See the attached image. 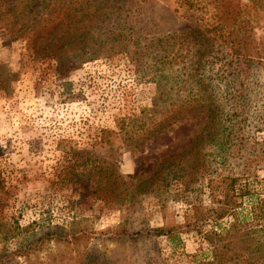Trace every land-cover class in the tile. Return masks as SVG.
Listing matches in <instances>:
<instances>
[{
  "label": "rangeland",
  "instance_id": "374dc122",
  "mask_svg": "<svg viewBox=\"0 0 264 264\" xmlns=\"http://www.w3.org/2000/svg\"><path fill=\"white\" fill-rule=\"evenodd\" d=\"M151 1L155 5L130 0L99 8L88 29L74 31L91 41L56 61L35 57L26 40L5 31L9 25L20 29L29 17L22 0H0V7L19 6L17 14L0 8V264L207 261L194 256L207 246L191 234L172 244L164 237L138 243L108 237L126 219L136 225L141 218L150 228L180 224L195 198L209 206L215 194L209 182L241 175L264 143V62L233 57L217 38H210L209 46L192 39L190 31L214 22L212 7L200 11L181 0ZM109 35L127 40L101 46ZM172 35L178 58L161 75L150 40ZM253 37L264 58V23L254 28ZM129 38L134 48L126 46ZM181 43L187 49L177 53ZM137 45L141 51L134 55ZM90 168L99 175L78 176ZM157 170L159 176L149 182ZM244 173L240 183L248 182L253 202L264 206V161ZM162 177L169 184L165 189ZM139 179L144 184L136 190ZM125 184L136 190L129 200ZM152 186L159 188L151 191ZM73 220L88 230L87 244L51 242L29 250V236L38 229H27L29 224L68 228Z\"/></svg>",
  "mask_w": 264,
  "mask_h": 264
},
{
  "label": "trees",
  "instance_id": "16d2710c",
  "mask_svg": "<svg viewBox=\"0 0 264 264\" xmlns=\"http://www.w3.org/2000/svg\"><path fill=\"white\" fill-rule=\"evenodd\" d=\"M127 1L130 0H66L64 2L22 0L24 8L22 12L29 17V20L26 19L19 23L20 29L18 30H14V27H10V25L5 26V31L10 33L13 30L16 33L11 36L14 40H26L35 57H53L58 61L62 60V57L72 56L76 49L81 50L86 43L91 41L87 36H78L74 31L80 32V29H88L89 24L98 14L99 8H108L110 3L115 2L125 4ZM181 1L188 5V9L195 7L201 11L207 7L213 8L211 18L214 22L203 31H190L189 35H192V39L198 41V44L209 46L213 44V39L217 38L223 42L233 57L236 56L238 59L255 57L259 60L257 61L259 64L264 62L261 48L258 47L256 39L253 37L254 28L260 22L264 23V0H249L247 4H241L235 0H203L204 4L200 2L202 3V5L199 4L200 6H194L193 0ZM137 3H139L138 6H145L146 3L155 5V2L151 0H138ZM33 4H35L34 7H32ZM0 8H5V12L8 14H17L19 6L14 2ZM26 9L30 10L26 11ZM78 14L84 18L82 21H80L81 18L77 19ZM13 20L16 23L18 21L15 18ZM79 25L82 28H78ZM20 32H22L21 35L17 34ZM121 38L120 35L115 38H111L109 35L101 43V46L106 42L119 41ZM174 38L172 35L160 39L153 37V40H150L152 41L150 48L154 50L155 64L158 66L156 73L163 75L164 72L171 71V65L178 58L174 54L177 48L176 44H173L176 40ZM125 40H127L126 37H123L122 42ZM130 44H132L131 48L135 47L134 40L129 38L126 46H130ZM180 46L181 49L177 53L186 51L187 48H184L183 43ZM72 48L75 51H72ZM131 51L137 55L141 50L138 46ZM92 55V57H97V54ZM237 125L238 123H233L231 127L238 129ZM101 133L106 134L107 131L103 130ZM251 157L248 164L242 167L241 175H245L244 171L250 164L264 161V143L261 144L259 150L253 151ZM87 171H90V176L99 175V170L90 168L78 176H83ZM159 171L157 170L149 176V182L154 176H159ZM241 175H229L220 179L219 182H209L208 186L215 188V194L209 196V206H203L200 203V198H195L186 209L180 224L150 228L143 224L144 220L141 218L138 219L140 222L139 224L136 222V225L126 219L114 229L108 240L116 243L126 241L138 243L155 242L157 238L164 237L168 243L172 244L179 239L181 234H191L200 237L207 246V252L202 255H194L200 258L204 256L207 260L202 262L204 264H264V206L253 202V194L248 189L249 183H240ZM128 177L130 178V176ZM166 179L162 177L159 180L164 189L169 186ZM76 181H80L79 184H83L84 188L90 187L79 177ZM143 184L144 181L139 179L136 190L140 189ZM100 186V182L97 181L96 187ZM152 187L151 191L159 188L158 186ZM134 189L135 187L130 188L125 184L127 200L136 191ZM245 197L249 198L248 200L251 202L248 208L244 206ZM79 225L78 220H73L68 228H45L41 226L40 222L35 221L27 226V229L38 227L37 230H33L36 232L29 236V250H39L51 242L57 245L73 244L76 248L87 244L90 240L89 232L85 228H77Z\"/></svg>",
  "mask_w": 264,
  "mask_h": 264
}]
</instances>
